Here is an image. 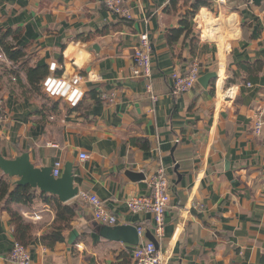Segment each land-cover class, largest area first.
Here are the masks:
<instances>
[{
  "label": "crops",
  "instance_id": "crops-1",
  "mask_svg": "<svg viewBox=\"0 0 264 264\" xmlns=\"http://www.w3.org/2000/svg\"><path fill=\"white\" fill-rule=\"evenodd\" d=\"M170 1L127 0L132 19L123 20L101 0H0V29L19 30L28 63L45 64L48 73L55 63L57 76L77 74L84 91L76 106L61 99L43 116L41 96L12 95L1 77L6 120L0 122V153L14 158L26 151L37 167L70 162L79 193L97 195L118 225L144 233H153L151 214L130 212L126 200L148 195L147 177L163 167L171 200L156 241L166 264H264V126L254 131L264 115V0L259 6L211 0L191 20L192 33L172 44L167 31L180 26L192 1ZM144 30L155 100L145 81L131 75ZM194 61L199 77L215 71L216 79L173 96V73ZM109 95L111 101L104 98ZM131 138L148 148L132 145ZM80 153L88 158L80 160ZM130 170L145 179L132 181L125 174ZM34 195L11 207L33 224L35 239L55 219L44 198H58L37 189ZM62 204L75 209L71 227L53 248L32 240L31 264H133L134 247L101 237L87 201L76 196ZM73 228L78 237L70 246ZM144 233L139 243L148 240ZM13 240L9 213L0 205V264H11Z\"/></svg>",
  "mask_w": 264,
  "mask_h": 264
},
{
  "label": "built area",
  "instance_id": "built-area-1",
  "mask_svg": "<svg viewBox=\"0 0 264 264\" xmlns=\"http://www.w3.org/2000/svg\"><path fill=\"white\" fill-rule=\"evenodd\" d=\"M106 10L123 19H132V12L127 4V0H101ZM151 46L147 32L138 33V45L132 55L131 75L134 78H141L145 81V91L150 95L152 100L156 96L153 92L152 84V67H151ZM74 64L75 62L72 61ZM56 64L49 66L50 73L41 83L43 92L52 99H63L69 106H76L84 96V91L78 87L80 77L71 73L56 75ZM73 69V68H72ZM200 75L199 64L194 61L186 65L183 70L174 72L172 75L173 84L171 94L176 96L185 93L197 82ZM108 101L112 100L109 95L104 97ZM153 111V109H151ZM6 120V112L4 108V99L0 98V122ZM264 126V115L260 113L254 123V131L259 134ZM178 139L175 140L177 142ZM88 155L79 154L80 160H86ZM63 163L56 160L52 165V175L60 176ZM146 187L148 195H133L126 200V206L132 213L151 214L154 222L153 236L159 239L163 235L164 215L170 204V186L166 171L163 167H159L154 173L150 174L146 179ZM77 197L87 201L92 210L93 219L101 225L114 226L118 224L115 215L110 213L103 202L95 194L86 192H78ZM144 230L138 228L139 236H143ZM133 264H166V257L155 246L152 241L146 240L138 243L132 250ZM8 261L11 264H31V256L28 248L23 244L13 240L8 253Z\"/></svg>",
  "mask_w": 264,
  "mask_h": 264
},
{
  "label": "trees",
  "instance_id": "trees-1",
  "mask_svg": "<svg viewBox=\"0 0 264 264\" xmlns=\"http://www.w3.org/2000/svg\"><path fill=\"white\" fill-rule=\"evenodd\" d=\"M190 8L183 15L180 26L178 28L169 29L166 39L169 44L178 41L182 36L188 37L192 33L191 20L201 7L212 6L211 0H191ZM171 0L170 3H174ZM119 17V16H117ZM121 18V17H119ZM123 19V18H121ZM126 20V19H123ZM21 36L19 30L16 29H0V53L11 62V66L7 67L3 63L0 64V78L6 76V83L10 93L16 94L22 98H31L39 95L45 102L39 114H45V111L56 108L58 100L48 97L42 90L41 83L48 75V66L45 64L30 65L29 53L18 44ZM199 41L197 36H192L191 41ZM190 53L194 55L193 49ZM22 75L25 82L22 81ZM1 80V79H0ZM1 85V81H0ZM132 145L139 146L143 150L148 148L145 141L131 138ZM35 189L29 185H14L10 178L0 171V205L7 210L10 216V222L13 228L14 240L28 246L32 240H36L47 248H53L57 242L63 241V232L71 227V222L75 217V209L73 206L62 204L54 197L44 198V201L50 203L55 208V219L50 229L39 238L32 237L34 226L31 222L26 221L23 216L12 209V204L26 205L33 201Z\"/></svg>",
  "mask_w": 264,
  "mask_h": 264
},
{
  "label": "water",
  "instance_id": "water-1",
  "mask_svg": "<svg viewBox=\"0 0 264 264\" xmlns=\"http://www.w3.org/2000/svg\"><path fill=\"white\" fill-rule=\"evenodd\" d=\"M256 6H259L263 0H251ZM94 48L97 47L94 45ZM216 79V72L210 71L198 77L197 82L206 88L211 80ZM0 171L9 178H15L14 185H29L33 189L39 190L41 193L50 194L58 198L62 203L75 198L78 195V186L74 183L73 167L70 162L63 166L60 176L52 175V165L35 166L29 157L28 152H22L14 158H6L0 153ZM125 174L132 181H140L145 179L143 172L126 171ZM96 231L101 237L119 241L128 247H135L140 241L138 227L130 224H117L114 226H102L95 224ZM78 237V231L73 228L67 234L66 243L73 245ZM144 237L152 241L157 247V241L153 234L149 231L144 233Z\"/></svg>",
  "mask_w": 264,
  "mask_h": 264
},
{
  "label": "rangeland",
  "instance_id": "rangeland-1",
  "mask_svg": "<svg viewBox=\"0 0 264 264\" xmlns=\"http://www.w3.org/2000/svg\"><path fill=\"white\" fill-rule=\"evenodd\" d=\"M3 63L5 66H11V62L6 60V58L0 53V64Z\"/></svg>",
  "mask_w": 264,
  "mask_h": 264
}]
</instances>
